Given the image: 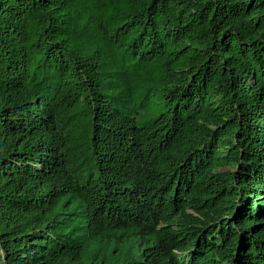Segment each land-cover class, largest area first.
I'll return each mask as SVG.
<instances>
[{"label": "trees", "instance_id": "trees-1", "mask_svg": "<svg viewBox=\"0 0 264 264\" xmlns=\"http://www.w3.org/2000/svg\"><path fill=\"white\" fill-rule=\"evenodd\" d=\"M0 264H264V0H0Z\"/></svg>", "mask_w": 264, "mask_h": 264}]
</instances>
